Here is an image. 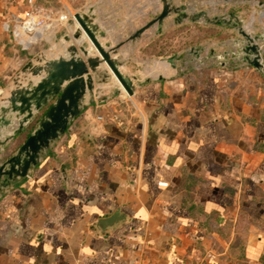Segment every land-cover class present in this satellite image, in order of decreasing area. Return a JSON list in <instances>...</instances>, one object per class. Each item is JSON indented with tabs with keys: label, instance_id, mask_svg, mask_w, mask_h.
<instances>
[{
	"label": "crops",
	"instance_id": "crops-1",
	"mask_svg": "<svg viewBox=\"0 0 264 264\" xmlns=\"http://www.w3.org/2000/svg\"><path fill=\"white\" fill-rule=\"evenodd\" d=\"M161 7L159 0H0V99L35 55L13 45L5 21L29 9L91 11L106 33L99 41L113 46ZM175 18L161 34L154 27L119 50L133 97L108 98L114 87L97 82L86 100L93 108L84 104L26 179L0 187V264H264V72L233 55L238 35L217 51L223 61L195 71L176 62L163 78L161 61L138 76L123 70L134 50L194 28ZM72 32L64 25L58 33V54L78 47L63 41ZM115 213L116 227L98 232L94 224Z\"/></svg>",
	"mask_w": 264,
	"mask_h": 264
},
{
	"label": "water",
	"instance_id": "water-1",
	"mask_svg": "<svg viewBox=\"0 0 264 264\" xmlns=\"http://www.w3.org/2000/svg\"><path fill=\"white\" fill-rule=\"evenodd\" d=\"M161 11L140 29L127 35L122 42L111 46L106 33L100 31L93 23L91 11L87 14L76 13L69 26L73 29L70 37L63 38L65 43L71 40L78 44L66 47L63 54H57L53 48L49 52H36L6 87V96L0 99V187L7 188L17 180L26 179L31 169L37 167L42 155L53 143L64 136L70 123L77 119L86 105L87 95L92 94L96 83L106 85L109 81L118 86L114 96L124 93L131 98L135 93L133 78L125 75L121 68L123 61L117 57L119 50L128 43L143 38L144 34L154 29L155 34L162 32L164 22L175 15L174 22L220 24L219 17L209 18L206 12L188 13L179 0H159ZM231 0L207 1L202 3L209 7L230 4ZM261 6L262 4H258ZM234 29L240 37L239 45L246 63L260 71L259 37H251L243 30L242 22L236 15L230 14ZM147 37V35H146ZM204 49L191 48L190 55L199 61ZM95 57H91V56ZM185 54L166 59V63L175 69L176 62L184 61ZM223 61V56L217 58ZM104 66V68L102 67ZM103 68V69H101ZM85 104V105H84ZM33 130L22 143L17 138L29 126ZM11 128L10 133H3ZM63 170V167H62ZM121 220L115 213L107 219L98 220L94 226L98 232L114 228Z\"/></svg>",
	"mask_w": 264,
	"mask_h": 264
},
{
	"label": "built area",
	"instance_id": "built-area-1",
	"mask_svg": "<svg viewBox=\"0 0 264 264\" xmlns=\"http://www.w3.org/2000/svg\"><path fill=\"white\" fill-rule=\"evenodd\" d=\"M258 4L260 3L250 2L245 5L247 7H244L238 2L223 4L222 7L224 8V13L221 12L216 17L223 19L219 25L226 24L235 31L233 25L234 21L229 18L230 14H234L238 20L242 22L243 30L246 33L251 37H259L256 43L259 47L260 63L262 65L260 71L264 72V5L259 6ZM185 6L188 9V13L195 14L202 12L203 10H201V8L204 5L202 6L200 4L197 6L195 4V6L189 7L187 4ZM243 9L244 11H241ZM203 12H206L209 18L215 16L210 15L208 11ZM73 15L74 14L67 8L62 9L59 12H49L43 8L29 9L24 13L22 18L13 17L2 23V30L10 36L15 47L31 56L36 48L40 51L42 46H50V44L57 39V35L62 27L64 25H69V22L73 20ZM244 16H248V18L251 17L248 25L244 24V21L246 20ZM254 20H257L256 24L253 23ZM253 30L257 32L255 33ZM235 33L237 34L236 31ZM238 38L240 39L239 36ZM236 45L239 51L238 53H233V55H237L239 60L241 58L246 65L247 63L244 60V54L240 50L242 45H239V41H236ZM42 51L45 52V50ZM202 65L204 64L201 63L196 68H199ZM100 99L101 96L98 95L93 100V103L98 106L100 104ZM159 185L162 187L166 186L165 183H160Z\"/></svg>",
	"mask_w": 264,
	"mask_h": 264
},
{
	"label": "rangeland",
	"instance_id": "rangeland-1",
	"mask_svg": "<svg viewBox=\"0 0 264 264\" xmlns=\"http://www.w3.org/2000/svg\"><path fill=\"white\" fill-rule=\"evenodd\" d=\"M180 1V0H179ZM190 1L187 3H184V5H189V7H193L192 1L195 0H185ZM204 2L207 1H217V0H201ZM245 1V0H244ZM259 2L258 0H254ZM183 2V1H182ZM261 3V2H260ZM183 4V3H182ZM264 5V3H261ZM181 5V4H180ZM223 4H220L218 6L211 7L208 10V13L210 15L218 16L221 12L224 13V8L222 7ZM237 12V11H236ZM245 21L244 24L250 23V18L248 16H244ZM254 17V16H253ZM257 20H254V24H256ZM212 26H209L208 23H197L194 24V28L190 29L187 26H181L178 28L177 32L173 35H169L166 37H163L162 40L157 42V44L154 46H142V49L130 53V60L131 63H129L127 66H124V71L127 74L136 75L140 72L145 71V68H150L153 66L155 62L161 61L163 65V72L162 75L163 78H168V73L170 71L169 65L165 62L167 58L170 56H179L181 54H185L184 61L180 62V64H184V66H181L183 70L191 69L192 71H195L196 67L198 65L207 64L208 61L217 64L219 61L217 60L218 57H220L219 53L217 51L221 50L223 45L228 44V46H231L227 41L230 40V38L234 37L235 31L232 29H229V34L225 31L224 27L222 25L217 24H211ZM246 26V25H245ZM58 38L53 41V43L48 45H44L41 47L40 51L39 49H35L32 54H35L36 52H44L42 50H47L48 48H53L57 54H58ZM202 48L204 49L200 53V59L199 61L195 59L194 55H190L188 52L191 48ZM212 50V51H211ZM184 51H187L186 53H182ZM149 80V79H146ZM145 81V79H144ZM109 85L111 87L113 86L114 89H110L107 92L108 98H113V92L116 91L117 86L113 85L109 81ZM134 101V100H133ZM118 106L122 108H127L125 104L121 103V99L117 101ZM136 103V102H135ZM135 103L129 104V108L131 111L135 110ZM86 104L89 108H93L89 101ZM127 104V105H128ZM100 111H106L103 109H100Z\"/></svg>",
	"mask_w": 264,
	"mask_h": 264
},
{
	"label": "trees",
	"instance_id": "trees-1",
	"mask_svg": "<svg viewBox=\"0 0 264 264\" xmlns=\"http://www.w3.org/2000/svg\"><path fill=\"white\" fill-rule=\"evenodd\" d=\"M245 1H249V0H245ZM258 1L264 3V0H258ZM32 130H33V125L29 126L22 134L18 136L17 143L19 144L25 141V139L29 136Z\"/></svg>",
	"mask_w": 264,
	"mask_h": 264
}]
</instances>
